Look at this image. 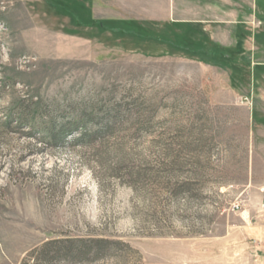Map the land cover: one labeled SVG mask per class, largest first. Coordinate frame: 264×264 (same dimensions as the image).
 Masks as SVG:
<instances>
[{"label":"rangeland","instance_id":"1","mask_svg":"<svg viewBox=\"0 0 264 264\" xmlns=\"http://www.w3.org/2000/svg\"><path fill=\"white\" fill-rule=\"evenodd\" d=\"M31 99L65 140L2 128ZM263 191L264 0H0V264H259L230 249Z\"/></svg>","mask_w":264,"mask_h":264},{"label":"trees","instance_id":"2","mask_svg":"<svg viewBox=\"0 0 264 264\" xmlns=\"http://www.w3.org/2000/svg\"><path fill=\"white\" fill-rule=\"evenodd\" d=\"M64 14L70 15L72 13L62 8ZM91 23V26L100 27L102 30L108 29L101 22ZM140 29L133 28H114L113 32L118 34L130 33L138 37H148ZM139 31V32H137ZM141 32V34H140ZM207 54V53H206ZM15 100L12 104V109H9L5 115V120L1 122L2 128L7 131L20 132V134L26 137L36 138L39 141H44L52 144H56L67 137L65 134L66 125L59 120L57 115H45L40 109V102L38 100ZM67 134H71V131H67ZM72 138V136H71ZM148 165H140L129 167L126 170L129 176L127 182L131 187H134L136 181L146 177L150 170ZM74 243H80V246H75ZM46 244H44L45 247ZM118 247L131 249L129 244L108 238H90L87 240L72 241V261L84 262L88 259L98 260L107 258L112 255V252ZM58 252V251H56Z\"/></svg>","mask_w":264,"mask_h":264},{"label":"crops","instance_id":"3","mask_svg":"<svg viewBox=\"0 0 264 264\" xmlns=\"http://www.w3.org/2000/svg\"><path fill=\"white\" fill-rule=\"evenodd\" d=\"M77 18L73 17V24H77ZM91 22V21H90ZM75 25V26H76ZM81 26H86V27H91L95 28L98 31V27L96 26H91V23H87L85 25L79 24ZM100 32H104L103 30ZM116 35V34H115ZM117 36H119L117 34ZM149 39L156 42V43H163V44H168L174 49H186V51H195L196 53H205L203 49L199 48H189L187 46H183L180 43L175 42L174 40L167 38V37H155L149 33ZM212 51V50H211ZM263 196H264V191H263ZM244 228H245V245L242 248H238L235 246V248L230 249V254L232 255V258L234 256L235 261L237 260L238 255L243 252L246 255V259H249V261L255 260V262H258L259 264H264V202H262L259 206V217H256L255 222H249L248 219H244ZM232 239V237H231ZM230 239V240H231ZM236 239V238H235ZM249 239L252 241L249 242ZM256 249V250H255ZM255 250V251H254ZM254 255H256L254 257ZM248 256V258H247Z\"/></svg>","mask_w":264,"mask_h":264},{"label":"built area","instance_id":"4","mask_svg":"<svg viewBox=\"0 0 264 264\" xmlns=\"http://www.w3.org/2000/svg\"><path fill=\"white\" fill-rule=\"evenodd\" d=\"M234 208H238V205L237 204H234Z\"/></svg>","mask_w":264,"mask_h":264}]
</instances>
